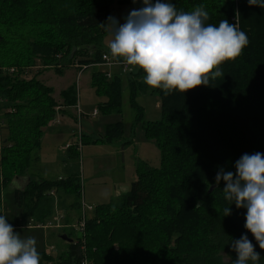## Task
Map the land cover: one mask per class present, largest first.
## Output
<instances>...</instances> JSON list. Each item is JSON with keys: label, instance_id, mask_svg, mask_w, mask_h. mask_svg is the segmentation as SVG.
<instances>
[{"label": "trees", "instance_id": "16d2710c", "mask_svg": "<svg viewBox=\"0 0 264 264\" xmlns=\"http://www.w3.org/2000/svg\"><path fill=\"white\" fill-rule=\"evenodd\" d=\"M113 1L0 0V109L5 131L0 146V214L3 192L35 164L44 128L56 117V108L78 103L71 85L61 92L60 105L54 88L39 79L40 69L56 67L55 73L62 75L71 67L85 70L107 64L103 56L109 55L101 43ZM171 3L185 12L203 5L209 15L206 24L227 19L246 33L248 44L238 57L219 66L222 75L209 86L185 93L150 91L161 102L157 121H146L137 100L150 87L140 79L129 80L132 128L141 125L160 150V166L140 162L128 193L95 207L86 220L85 238L74 239L70 230L66 236L74 241L67 252L58 257L40 252V264H83L87 254L93 264H231L237 259L230 243L246 234L245 227L241 230L239 221L233 225L222 218L221 208L216 205L214 211L208 202L224 186L223 181L215 182L220 167L235 175V162L243 154L264 153V9L250 6L248 0ZM118 4L142 5V0ZM33 70L37 73L32 75ZM138 74L145 75L142 69ZM92 86L107 99L104 112L121 111L119 77L109 80L96 71ZM124 125L109 123L93 143L121 141ZM59 191L80 198L78 177L30 180L23 190L14 191V202L25 216L42 223L53 214L50 192ZM245 212L232 205L231 215L238 213L245 220ZM246 235L260 254L259 264H264V250L250 232Z\"/></svg>", "mask_w": 264, "mask_h": 264}, {"label": "rangeland", "instance_id": "374dc122", "mask_svg": "<svg viewBox=\"0 0 264 264\" xmlns=\"http://www.w3.org/2000/svg\"><path fill=\"white\" fill-rule=\"evenodd\" d=\"M118 1L119 0H114L111 5V17H114L120 24L124 23V18L131 10L142 7V5L136 4L121 6L118 4ZM113 31V26L108 25L107 33L101 43L103 51L107 52L109 57L113 59L110 65H92L85 70L71 67L65 69L62 75L55 73L56 67L55 69H45L44 67L40 69L41 77L39 79L45 83H49L48 85L54 88L53 97L60 105L62 104V100H60L62 99L60 98L61 92L69 86L75 85L78 94V102L82 107L83 114H86L82 118H79L78 110L80 108L78 103L74 107H65L63 105L56 108V117L44 128V138L39 156L40 162L35 163L33 168L35 169L33 171L35 177L42 176L49 180L66 177L69 174L78 177V181L81 185V196L78 198L71 195V197L75 203L74 206H72L74 212L78 214L80 218L77 223H74V225L70 224L65 230V233H69V230L72 231L73 229L75 233L74 239L78 236L85 238V233L80 232L78 226L84 216H86V220H88V217L93 214L91 210H94L95 207L99 205L101 206L114 202L118 200L121 195L128 193L132 183L136 180L135 178H137L136 170L140 162L144 161L154 168H158L161 162L160 150L153 142L146 138L143 127L139 125L135 129L132 128L135 112L130 104L129 80L140 79L144 82V76H139L140 74L138 73L141 72V69L138 67L118 64V62L114 60L116 57L110 54L109 49V44L113 39ZM33 71L34 73H31L32 75L37 73L36 70ZM96 71L105 73L106 78H109V80L112 77H119L121 79L122 107L120 112H104L105 109L102 105L103 101H107V99L105 96H100L92 86V76ZM100 82H102V80ZM153 89L154 88H149L146 91H141L137 99L138 103L145 110L146 121H157L161 118V102L156 95L151 94ZM70 110L75 112H72L74 116H71V118L77 120L78 117V121L73 120L70 122L68 116L58 115L59 112L68 114ZM0 111V118H2L3 111L1 109ZM118 121L125 124V133L121 141L114 143L98 141V143H93L96 137L98 139L99 136L105 132L106 126L109 123ZM4 137L5 131L0 128V146L1 139ZM70 143L74 145L72 149L67 148L70 146ZM223 185L225 186V184ZM223 188L221 187L220 191L215 196L211 197V201L210 203L208 202V205L213 209L218 205V207L221 208V217L227 219V221L231 222L233 225L239 221L242 230L245 224L243 216H239L238 213L227 217L224 216L223 209L231 205L224 199ZM57 196V193H51L54 203L57 201ZM76 203H79V205L77 206ZM63 207L64 206H62L59 211L63 214H67L66 211H62ZM214 211H216V209H214ZM24 212L25 210L22 207L18 208L14 203V189L12 185L7 187L3 192L2 199V213L8 219L7 222L11 224V226H16L17 218H27V221L24 223L26 228L29 224H34L37 228H39L38 226L44 227L41 228V230L44 233L47 232L48 229H45L47 226L42 225L44 224L43 222L39 223L33 220L30 223L29 220L32 218L26 217ZM19 222L20 221H18V226L22 227L21 222ZM50 223L53 225L51 229L54 230V228H56V223L54 221ZM46 224L48 225L49 223L47 222ZM14 231L18 232L22 238H35L37 242V251L42 250L48 255L53 254V251H48L49 244H44L43 246L38 245L41 244L42 238L37 232L33 233L34 230L27 228L24 230L14 229ZM248 232L249 231L246 230V234H248ZM32 233L34 234L33 236H31ZM51 242H53V240H51ZM56 250L58 253L56 255L53 254L52 256L54 257H58L62 253L65 254L68 250V246L65 247L64 250H60L59 248ZM91 261L92 259L88 257V254L85 255L83 262L93 264Z\"/></svg>", "mask_w": 264, "mask_h": 264}, {"label": "clouds", "instance_id": "9594fccd", "mask_svg": "<svg viewBox=\"0 0 264 264\" xmlns=\"http://www.w3.org/2000/svg\"><path fill=\"white\" fill-rule=\"evenodd\" d=\"M136 0H134V3ZM250 6L264 9V0H248ZM142 7L131 10L120 24L114 17L110 54L145 73L150 88L187 92L221 76L219 66L234 60L248 44L245 32L227 19L218 25L206 24L203 5L192 11H178L171 0H142ZM235 175L220 167L215 182H224L225 201L246 209L244 227L264 250V153L243 154L235 162ZM231 206L223 209L231 215ZM5 215L0 214V264H40L36 240L22 238ZM237 259L231 264H259L260 254L246 234L231 240Z\"/></svg>", "mask_w": 264, "mask_h": 264}, {"label": "crops", "instance_id": "0c3cea01", "mask_svg": "<svg viewBox=\"0 0 264 264\" xmlns=\"http://www.w3.org/2000/svg\"><path fill=\"white\" fill-rule=\"evenodd\" d=\"M45 84L48 85L49 83H45ZM48 86H50V85H48ZM105 101H103V103ZM78 106L80 108L78 110V116H79V118H82L86 114L85 115L83 114L84 112L82 111V107L80 106L79 102H78ZM158 107H159V105H158ZM72 112H74V111L73 110H70V112L68 114L67 113H63L62 114L61 112H59L58 115L59 116L66 115V116H68L70 118V122H72L73 120H75V119L71 118V116H74V113H75V112L74 113H72ZM0 113H1V111H0ZM1 120L2 119L0 118V125H1ZM75 121H78V117H77V120H75ZM0 128H1V126H0ZM96 139H97V137H96ZM73 147H74V145L70 143V146H68L67 148L68 149H72ZM40 152H41V150L38 153V156L36 158L35 163H39L40 162V157H39L40 156ZM33 168H34V165H33V167L29 170V172L25 176L16 178L12 182L11 185H12V188L14 189V191L16 189L23 190L27 186V184L30 182V180L31 181L32 180H34V181L49 180V179L44 178L42 176L35 177L34 176L35 173L33 172L35 169H33ZM70 176H71V174H69L66 177H59L58 179H68ZM36 178H38V179H36ZM54 180H56V179H54ZM51 193H53V194H56L57 193L58 196H57L56 203H54V208H53V214H52V216L49 217V218H47L46 221L43 222L44 224H42V225L47 226V228H45V229H48L47 232L44 233L41 230V228H44V227L38 226L39 228H37L36 226H34V224L33 225H30L29 224V226L27 228L28 229H31V230H34L33 233L34 232H37L41 236L42 242H41V244H38L39 246H43L44 244H49L48 251L51 250V251H53V254L56 255L58 253V251L56 250L57 248H59L60 250H64V248L67 247L68 244H70L68 241L63 240L61 235L66 234L65 233V230L67 229V227L70 224L74 225V223H77V221L79 220L80 216L74 212V208L72 206H74L75 203L73 202L71 195H66L62 191H59V192H50V195H51ZM60 201H61V203H60ZM62 206H64L62 208L63 209L62 211H66L67 214H63L62 212L59 211ZM17 207L19 208V205H17ZM91 211H93V210H91ZM26 217H29V216H26ZM29 218L31 219V217H29ZM18 221L21 222L22 227L21 226L20 227L18 226ZM25 221H27V218H20V219L17 218L16 219V224H15L16 226H12L13 229H19V230L27 229L26 226H25V224H24ZM32 221H33V218L31 220H29L30 223ZM49 221L50 222L54 221L56 223V226H55L56 228H54V230L51 229V226H53V225ZM47 222L49 223L48 225L46 224ZM73 232H74V230H73ZM33 233L31 234V236L34 235ZM57 238H58V240H57ZM51 240H53V242H51ZM40 252H44V251H42V250L41 251H38V253H40Z\"/></svg>", "mask_w": 264, "mask_h": 264}, {"label": "built area", "instance_id": "2783aa9c", "mask_svg": "<svg viewBox=\"0 0 264 264\" xmlns=\"http://www.w3.org/2000/svg\"><path fill=\"white\" fill-rule=\"evenodd\" d=\"M58 57H60V56H58ZM103 59L107 61V64H108V65L111 64L112 59H111L110 57H108L107 55H104V56H103ZM118 64H125V63H124V62H118ZM77 67H79V66H77ZM82 70H83V69H82ZM11 72H15V70L12 69ZM95 114H96V112H95ZM85 222H87V221H86V216H84L83 220L80 221V224H79V226H78V230H79L80 232H82V233H85V229H86V227H85ZM83 264H87V262H85V263L83 262Z\"/></svg>", "mask_w": 264, "mask_h": 264}, {"label": "water", "instance_id": "95a60500", "mask_svg": "<svg viewBox=\"0 0 264 264\" xmlns=\"http://www.w3.org/2000/svg\"><path fill=\"white\" fill-rule=\"evenodd\" d=\"M6 142V141H5ZM213 191V187L210 189V193ZM62 239L63 240H65V241H68L69 243H73V239H70V238H68V236H66V235H63L62 236Z\"/></svg>", "mask_w": 264, "mask_h": 264}]
</instances>
